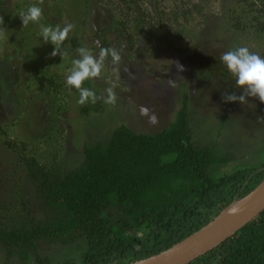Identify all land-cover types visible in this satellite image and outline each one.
I'll return each instance as SVG.
<instances>
[{"label": "rangeland", "instance_id": "rangeland-1", "mask_svg": "<svg viewBox=\"0 0 264 264\" xmlns=\"http://www.w3.org/2000/svg\"><path fill=\"white\" fill-rule=\"evenodd\" d=\"M174 1H166L168 10ZM198 1L197 5L207 4L199 17L194 14L196 28H189L183 39L167 28L155 40L130 49L126 39L115 37L114 32L120 21L126 22L130 4L119 0H0L1 223L22 214L18 195L26 167L20 161L21 144L27 145V157L34 156L45 165L63 161L69 170L82 161L84 143L107 141L119 126L137 134H155L166 128L184 98L192 112L194 141L215 143L230 154L234 160L226 169L257 167L264 162V102L247 95L243 101H226V92L241 95L242 90L221 60L225 52L237 47L264 57V33L258 32L252 18L260 16L256 8L260 2L250 7L253 0L241 5L235 0ZM33 4L42 9V19L23 25L20 13ZM232 10L248 16L240 20V31L232 29L235 20L228 14ZM40 24L75 26L61 49L62 57L51 55L54 46L42 41ZM104 37L108 40L105 46L101 43ZM147 44L158 53L146 50ZM79 47L97 57L101 48H114L121 56L116 63L106 57L102 77L89 81V89L102 97L96 102L102 111L86 116L77 103L79 92L65 83L72 60L79 58ZM106 89H112L114 105L104 102ZM142 108L148 110L146 115L141 114ZM153 115L155 123L150 119ZM111 220L117 218L111 215ZM82 247L56 248L49 254L59 261L71 255L78 259ZM0 264H5L1 248Z\"/></svg>", "mask_w": 264, "mask_h": 264}, {"label": "trees", "instance_id": "trees-1", "mask_svg": "<svg viewBox=\"0 0 264 264\" xmlns=\"http://www.w3.org/2000/svg\"><path fill=\"white\" fill-rule=\"evenodd\" d=\"M119 1L131 8L126 22L115 27V37L125 38L130 49L155 40L167 28L183 39L195 27L194 14L199 17L207 4L175 0L168 10L167 0ZM244 1L235 0L237 5ZM249 6L258 9L260 16L252 18L264 33V0ZM228 14L235 20L232 29H243L240 20L248 16L236 10ZM107 42L101 39L104 46ZM145 49L158 53L148 44ZM83 86L91 87L89 81ZM100 110V104L89 102L80 113ZM191 118L184 98L166 128L137 134L119 126L107 141L84 143L82 161L69 170L63 161L45 165L27 157V145L21 144L20 161L26 167L18 195L22 214L16 219L8 214L10 221L0 222L5 264H130L171 248L250 195L264 181V162L226 169L233 157L215 143L195 142ZM6 146L15 148L10 142ZM81 244L78 259L71 255L59 261L49 254ZM189 264H264V210Z\"/></svg>", "mask_w": 264, "mask_h": 264}, {"label": "clouds", "instance_id": "clouds-1", "mask_svg": "<svg viewBox=\"0 0 264 264\" xmlns=\"http://www.w3.org/2000/svg\"><path fill=\"white\" fill-rule=\"evenodd\" d=\"M42 15V9L35 4L20 13L23 25L40 23ZM74 27L73 24H68L63 28L40 24L39 36L42 38V41L45 44L51 43L54 46V50L51 53L52 56L58 54L61 57L63 56L61 49L65 41L68 40L69 33L72 32ZM76 51L79 58L72 60V66L65 78L66 86L69 89H75L79 92L77 103L81 105L89 102L96 103L102 97L97 96L91 89L84 87V82L102 77L106 57L110 56L112 62L116 63L120 61L121 56L114 48H101L98 57L94 56L85 47H79ZM221 60L227 71L234 77L236 86L242 90L241 95H236L234 92H226L224 94L226 101H243L247 95L264 102V57L251 52L247 47H237L234 50L225 52L221 56ZM180 67L182 68V66ZM105 91L107 95L104 97V102L109 105H114L116 97L112 89H106ZM147 112L148 110L146 108L141 109L142 115H146ZM150 119L152 123L156 122L155 115L151 116Z\"/></svg>", "mask_w": 264, "mask_h": 264}, {"label": "water", "instance_id": "water-1", "mask_svg": "<svg viewBox=\"0 0 264 264\" xmlns=\"http://www.w3.org/2000/svg\"><path fill=\"white\" fill-rule=\"evenodd\" d=\"M264 210V181L246 198L223 210L199 231L171 248L130 264H189L215 249Z\"/></svg>", "mask_w": 264, "mask_h": 264}]
</instances>
